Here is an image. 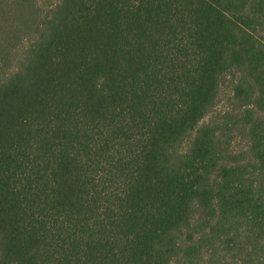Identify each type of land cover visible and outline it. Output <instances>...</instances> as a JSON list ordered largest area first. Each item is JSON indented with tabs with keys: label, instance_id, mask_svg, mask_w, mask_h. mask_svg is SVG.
Returning <instances> with one entry per match:
<instances>
[{
	"label": "trees",
	"instance_id": "1",
	"mask_svg": "<svg viewBox=\"0 0 264 264\" xmlns=\"http://www.w3.org/2000/svg\"><path fill=\"white\" fill-rule=\"evenodd\" d=\"M0 264H264V0H0Z\"/></svg>",
	"mask_w": 264,
	"mask_h": 264
}]
</instances>
